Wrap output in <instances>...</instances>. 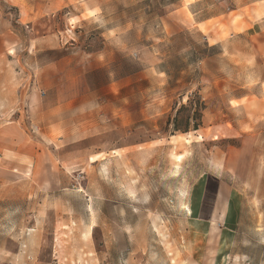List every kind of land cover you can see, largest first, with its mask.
I'll return each mask as SVG.
<instances>
[{"label":"rangeland","instance_id":"1","mask_svg":"<svg viewBox=\"0 0 264 264\" xmlns=\"http://www.w3.org/2000/svg\"><path fill=\"white\" fill-rule=\"evenodd\" d=\"M0 15V264H264V0Z\"/></svg>","mask_w":264,"mask_h":264},{"label":"crops","instance_id":"2","mask_svg":"<svg viewBox=\"0 0 264 264\" xmlns=\"http://www.w3.org/2000/svg\"><path fill=\"white\" fill-rule=\"evenodd\" d=\"M192 19L193 25L192 27H196L197 29H199V25L204 24L205 22H198L195 23L194 19ZM0 23H2V16L0 15ZM1 37V34H0ZM2 44V45H1ZM6 49L4 42L0 41V55H2V53H4V50ZM2 60V58H0V61ZM12 154L11 150H7L6 151V156L3 157L2 159L4 160V165H0V180H5V181H12L14 179H19V175L16 174V170H13L12 167L16 166V167H20L22 169H24V164L22 163H16L12 160H10L9 158H7V154ZM22 158L24 159H28V155H26L25 153L22 154ZM24 177V174H22ZM29 176V174H28ZM25 176V177H28ZM209 178V177H208ZM208 178L204 181V184L202 185V191H201V196H200V202L198 205V208L196 210V220H198L199 222H211V221H217L218 219V209H219V205L220 203H223V199H224V195H226V191H225V186L216 178V177H211V181L208 182ZM26 179V178H24ZM28 179V178H27ZM213 184L216 187V191H215V204L213 207L212 212H210L208 215H204L203 214V203H204V199L206 198V195H208V186ZM228 204V200L226 201V207Z\"/></svg>","mask_w":264,"mask_h":264},{"label":"trees","instance_id":"3","mask_svg":"<svg viewBox=\"0 0 264 264\" xmlns=\"http://www.w3.org/2000/svg\"><path fill=\"white\" fill-rule=\"evenodd\" d=\"M196 129V128H195Z\"/></svg>","mask_w":264,"mask_h":264}]
</instances>
